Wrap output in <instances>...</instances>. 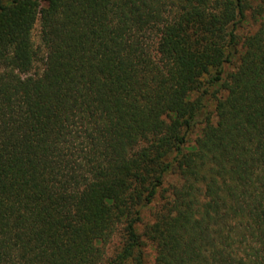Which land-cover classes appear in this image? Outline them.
Returning <instances> with one entry per match:
<instances>
[{
	"label": "trees",
	"instance_id": "obj_1",
	"mask_svg": "<svg viewBox=\"0 0 264 264\" xmlns=\"http://www.w3.org/2000/svg\"><path fill=\"white\" fill-rule=\"evenodd\" d=\"M147 241L264 264V0H0V264H144Z\"/></svg>",
	"mask_w": 264,
	"mask_h": 264
},
{
	"label": "rangeland",
	"instance_id": "obj_2",
	"mask_svg": "<svg viewBox=\"0 0 264 264\" xmlns=\"http://www.w3.org/2000/svg\"><path fill=\"white\" fill-rule=\"evenodd\" d=\"M39 24H36L34 31H33V37L35 42L37 43L39 41ZM234 69L233 65H230L228 67L229 71H232ZM209 108L211 110L214 109V103L211 102L209 105ZM199 134V130H196V128L189 133L188 136V144L193 145L195 144L196 137ZM177 177L172 174H167L166 175V181H165V186H168L171 182L175 181ZM162 201V198L160 195L157 196V198L149 205L143 208L142 210V221L136 224V229L139 233H142L144 230V227L147 223H150L154 219V214L156 210V206L158 203ZM114 244H111L108 246V252L111 253L114 249ZM144 264H155V249L154 246L152 245L151 242L147 241L145 247H144Z\"/></svg>",
	"mask_w": 264,
	"mask_h": 264
}]
</instances>
